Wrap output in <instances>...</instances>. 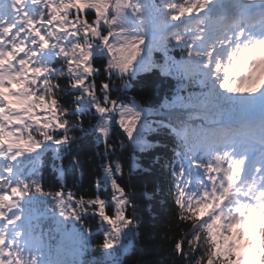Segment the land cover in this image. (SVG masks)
<instances>
[{
  "label": "snow or ice",
  "instance_id": "snow-or-ice-1",
  "mask_svg": "<svg viewBox=\"0 0 264 264\" xmlns=\"http://www.w3.org/2000/svg\"><path fill=\"white\" fill-rule=\"evenodd\" d=\"M153 67L202 89L166 101L167 122L127 95ZM160 130L174 138L161 167L178 222L166 259L264 264V0H0V264H90L96 218L103 259L91 264H121L141 227L125 168L150 169L126 165L112 137L146 152ZM89 135L102 146L90 196L64 179L84 175Z\"/></svg>",
  "mask_w": 264,
  "mask_h": 264
},
{
  "label": "trees",
  "instance_id": "trees-1",
  "mask_svg": "<svg viewBox=\"0 0 264 264\" xmlns=\"http://www.w3.org/2000/svg\"><path fill=\"white\" fill-rule=\"evenodd\" d=\"M168 56L181 60L186 56V52L179 47H170ZM165 57V53L158 48H154L150 54L151 61L156 65H163V62L166 61ZM132 84L133 89L127 95L135 96L146 109L152 110L153 113L169 111L163 105L166 101L172 100L178 92L179 95L187 97L190 93L193 96H198L202 91L200 85L190 83L187 80L183 81L185 87L181 90V80L177 75L169 76L162 72L159 67H153L150 71L140 73L132 81ZM167 119L156 115L149 117L150 121L164 120L167 122ZM88 123L94 124L95 120L86 121L85 127L88 126ZM114 131L120 133L121 130L116 128ZM75 135L79 136L80 133L77 132ZM112 139L117 145L123 140L126 148L123 151L118 150V158L126 165L129 163V158L135 155L144 167L150 169L148 172L134 173L129 178L128 169L125 168L126 174L123 183L129 186V190L136 197L137 214L141 220V227L139 234L134 238L128 250L120 256V262L121 264H158L163 260L164 264H172V261L166 258L172 248L170 239L178 236V233L173 231L178 222L172 219L175 205L169 195L171 188L169 172L161 167L163 161L172 155V137L167 133V130L148 133L147 139L154 144L158 142V146L146 152L134 151L121 134L113 136ZM81 149V159L87 161L84 166V175L74 176L69 171L65 174L64 179L68 187H74V190L90 196L96 193L95 181L102 173L101 159L97 155L98 151H102V146L98 149L95 136L89 135L82 139ZM157 156L161 158L160 163H154ZM51 172L52 169L49 167V173ZM145 190L154 194L152 200L144 199ZM100 193L102 198L110 199V188L105 190L104 186L101 185ZM88 225L95 233L92 239V252L87 254V260L91 263L103 259V251L99 249L103 237L98 218L89 219ZM189 227L190 225L186 224L184 230L187 231ZM184 247L187 248L186 245ZM176 264H179L178 258Z\"/></svg>",
  "mask_w": 264,
  "mask_h": 264
}]
</instances>
